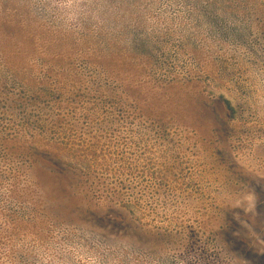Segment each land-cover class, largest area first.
Listing matches in <instances>:
<instances>
[{
	"label": "rangeland",
	"instance_id": "374dc122",
	"mask_svg": "<svg viewBox=\"0 0 264 264\" xmlns=\"http://www.w3.org/2000/svg\"><path fill=\"white\" fill-rule=\"evenodd\" d=\"M0 264H264V0H0Z\"/></svg>",
	"mask_w": 264,
	"mask_h": 264
}]
</instances>
